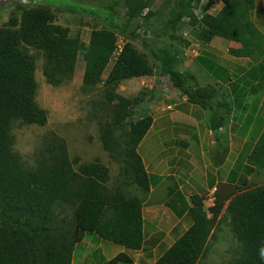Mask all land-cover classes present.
<instances>
[{"label":"trees","instance_id":"trees-1","mask_svg":"<svg viewBox=\"0 0 264 264\" xmlns=\"http://www.w3.org/2000/svg\"><path fill=\"white\" fill-rule=\"evenodd\" d=\"M125 22L121 25L102 10H85L86 16L99 18L104 28L93 30L86 46L69 36L68 28L56 23L44 7L23 9L20 18L12 15L0 27V264H71L74 245L83 232L127 249L142 247L141 206L137 197L126 194L128 186L143 193L149 185L136 150L152 125L150 117L133 120L137 99L115 93L120 82L150 77L153 70L147 58L133 44L125 43L107 78L102 75L116 48V33H125L129 24L148 7L145 0H122ZM200 0H175L156 38L171 39L181 21L188 17L196 40L207 44L214 38L239 43L235 57L257 61L264 56V36L252 22L254 0H221L218 14H204L200 20L193 8ZM153 13L149 12L144 20ZM192 31V32H193ZM42 56V75L53 87L73 78L77 58L83 53L82 92H92L102 84L103 106L111 110L110 120L100 122L102 148L120 166L123 186H107L109 170L99 160L74 165L64 139L54 133L43 138L29 164L14 152L11 129L14 124L45 126L47 114L36 100L35 57ZM162 74L188 102L206 108L214 98L195 79L177 70L178 58L163 42L152 51ZM193 84V87L189 84ZM247 163L264 170V129L250 152ZM125 188V189H124ZM205 197L193 195L188 214L190 228L155 264H203L209 242L215 238L216 224L224 203L206 209ZM224 216L239 248L228 264H264L259 249L264 246V184L228 197ZM120 257L109 264H116Z\"/></svg>","mask_w":264,"mask_h":264},{"label":"crops","instance_id":"crops-1","mask_svg":"<svg viewBox=\"0 0 264 264\" xmlns=\"http://www.w3.org/2000/svg\"><path fill=\"white\" fill-rule=\"evenodd\" d=\"M222 6L221 2L216 14ZM252 22L264 36V0H254ZM239 50V43L214 38L184 51L180 59L187 67L184 73L214 95L206 108L188 102L177 89L170 95L174 98H168L169 107L160 101L151 107L152 125L136 150L149 190L143 193L136 186L126 189L127 196L137 197L141 206L142 247L127 249L86 231L73 247L71 264H109L118 256L116 264H155L192 225L188 209L193 195L211 196V201L203 199L204 207L210 208L215 200L227 199L237 185L253 177L256 169L247 159L264 129V56L253 61L231 53ZM135 79L147 81V77ZM155 91L148 90L149 98L158 96ZM104 155L115 166L108 153ZM95 160L108 168V185L112 181L110 164L100 157L88 163ZM198 165L200 173L194 176ZM176 193H182L180 202ZM159 200H166L162 207L170 210L156 211L161 207ZM163 224L167 228L157 238L155 232ZM99 251L102 262L94 261Z\"/></svg>","mask_w":264,"mask_h":264},{"label":"rangeland","instance_id":"rangeland-1","mask_svg":"<svg viewBox=\"0 0 264 264\" xmlns=\"http://www.w3.org/2000/svg\"><path fill=\"white\" fill-rule=\"evenodd\" d=\"M145 1L149 2L148 7L150 8V12L153 13L152 16L144 21H139L138 18H135L130 22L129 28L125 33L115 34L117 51L122 49L125 43L129 42L133 44L147 58L153 70V74L147 77V81L144 83H141L137 79H131L120 82L115 86V93L125 98L137 99V103L133 106V120L149 117L152 105H158L159 101L163 102L162 105L168 106V102H171L168 98H174L170 95L176 92L169 77L161 73L160 65L154 59L152 51L156 50L161 43L166 42L178 57L177 70L185 72L187 71V67L182 63L180 64L182 61L180 59L184 51L197 42V32L193 30L186 39L183 38L181 34L183 31L182 24L172 35L171 39L156 38L155 33L161 31L175 0ZM200 4L198 15L205 12L216 15L221 5V0H201ZM40 7L49 9L55 16L56 23L68 28L69 36L71 38H78L86 46L88 45L91 32L93 30H101L104 26L101 19L84 15L82 13L83 9L91 11L102 10L114 17L118 21V24L121 25L125 22V8L122 0H0V27L6 26L12 15L20 18L23 9H36ZM142 30L149 32L147 38L142 37L139 33ZM30 54L35 57L36 63L35 100L38 106L46 112L47 122L43 127L14 124L11 129V135L14 140V152L20 156L24 163L29 164L34 153L41 148L43 138L50 133H54L65 140L69 158L71 160L75 158L80 159V162L74 165V170H77L82 164H88V162L96 157H100L103 162L106 161L110 164L108 158L104 155L106 152L102 148L99 123L110 120L111 110L109 106L101 104L105 96L102 84L92 92H82L83 53L78 55L73 78L64 82L59 87L51 86L43 77L41 54L35 50H31ZM115 60L116 55H113L102 75L103 80L107 78ZM189 84L193 87V84ZM144 85L147 87H144ZM150 86L153 87L151 89H156L155 95L158 94L156 98L153 96L149 98L148 90L151 89L148 87ZM216 162L220 161L217 160ZM111 163L114 164L115 162ZM114 165L110 164L112 181L107 185L111 189L124 185V183H121L120 166L116 163ZM185 169L186 172L189 170L187 167ZM199 173L200 167L198 165L195 167L194 176ZM263 184L264 170L256 169V173L250 178L249 182H241L228 197ZM174 196L176 197V201L180 202L182 193H176ZM222 199L225 198H218L215 201H222ZM159 202H161L159 203L161 207H156V211L160 209L167 211L169 209L162 207L165 205L166 200H159ZM208 208L206 207V209ZM175 210L178 211L179 209L175 208ZM218 219L215 238L209 242V252L203 264H228L239 248L237 241L230 231L228 219L224 216V207L220 210ZM149 226L146 224V228H150ZM159 228L155 232L157 238L166 230L167 225L163 224ZM99 255L100 251L98 252ZM98 256L94 257V261L102 262V256Z\"/></svg>","mask_w":264,"mask_h":264},{"label":"built area","instance_id":"built-area-1","mask_svg":"<svg viewBox=\"0 0 264 264\" xmlns=\"http://www.w3.org/2000/svg\"><path fill=\"white\" fill-rule=\"evenodd\" d=\"M200 2H201V0H200ZM200 2L192 10L194 17H196L198 20H200L204 14H210L211 15V13H208V12H205L204 14L198 15L199 11H200L199 9H200V6H201ZM149 12H150V8L149 7L144 8L142 10L141 14L138 17V20L139 21H143L145 19V17L148 15ZM181 24L183 25V29H182L183 31H182L181 34H182L183 38L186 39L190 35V32L192 31V27L190 25V19L188 17L184 18L181 21ZM145 32H146L145 30L139 31V33L142 35V37L147 38L149 36V32H146V33ZM192 46L193 47H197L198 46V42L194 43ZM120 51H121V49L119 51H117V49H116V53H119ZM193 51H194V49H193ZM207 198L209 199V201H211L209 195L207 196Z\"/></svg>","mask_w":264,"mask_h":264},{"label":"clouds","instance_id":"clouds-1","mask_svg":"<svg viewBox=\"0 0 264 264\" xmlns=\"http://www.w3.org/2000/svg\"><path fill=\"white\" fill-rule=\"evenodd\" d=\"M143 21H144V20H143ZM197 42H198V41H197ZM198 43H199V42H198ZM118 54H119V53H116V48H115V51H114L113 55H116V57H117ZM113 55H112V56H113ZM210 197H211V196H210ZM205 199H206L207 201H209L208 198H207V195H206ZM259 258H260L261 260H264V246H262V247L259 249Z\"/></svg>","mask_w":264,"mask_h":264}]
</instances>
